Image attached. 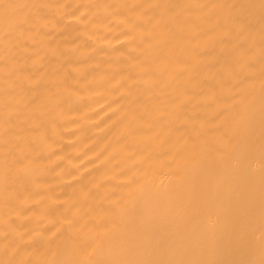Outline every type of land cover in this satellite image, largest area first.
<instances>
[{"label": "bare ground", "instance_id": "obj_1", "mask_svg": "<svg viewBox=\"0 0 264 264\" xmlns=\"http://www.w3.org/2000/svg\"><path fill=\"white\" fill-rule=\"evenodd\" d=\"M0 264H264V0H0Z\"/></svg>", "mask_w": 264, "mask_h": 264}]
</instances>
